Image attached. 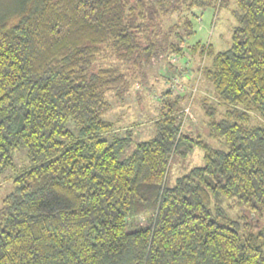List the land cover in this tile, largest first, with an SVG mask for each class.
Listing matches in <instances>:
<instances>
[{
    "label": "trees",
    "instance_id": "trees-1",
    "mask_svg": "<svg viewBox=\"0 0 264 264\" xmlns=\"http://www.w3.org/2000/svg\"><path fill=\"white\" fill-rule=\"evenodd\" d=\"M236 1L227 49L188 45L209 60L204 128L227 149L185 129L193 96L171 86L149 139L105 117L184 53L195 8L227 0H28L0 22V180L15 171L0 264H264V0ZM197 146L203 164L168 185L172 156Z\"/></svg>",
    "mask_w": 264,
    "mask_h": 264
},
{
    "label": "rangeland",
    "instance_id": "rangeland-1",
    "mask_svg": "<svg viewBox=\"0 0 264 264\" xmlns=\"http://www.w3.org/2000/svg\"><path fill=\"white\" fill-rule=\"evenodd\" d=\"M27 1L0 0V22H15ZM236 8V0H227V4L223 5L218 2L215 6L204 10L195 8L191 16L195 33L189 37L184 53L170 54L167 57L161 55L156 58L153 64L145 71L143 70V73H139L140 77L133 83L130 93L122 100L120 97L110 96L112 107L105 117L114 120L118 127H133L137 139H149L154 132L151 122L158 117L161 111L162 99L174 97V94L162 95V93L170 86L174 89L173 83L177 81L183 90L182 95L193 96L190 117L183 120L185 129H189L190 126V129L197 133L198 128H201L199 132L207 141H211L216 147L227 149L223 140H211L208 137L207 128H204L206 119L201 108L202 98L209 96L215 99L217 96L212 82H207L201 71L209 60L207 57L202 59L198 54L194 57L188 45L201 41L212 43L215 53L227 49L231 44L233 29L238 24L233 14ZM14 162L16 168L24 165L26 162L25 149L15 152ZM203 162L204 150L199 146L186 158L178 154L173 155L167 177L168 185H173L179 175L188 172L192 167L202 165ZM14 172L12 169L7 170L4 174L5 178L0 180V206L2 199L13 189L11 175ZM230 212L231 217L236 218L240 210L233 209Z\"/></svg>",
    "mask_w": 264,
    "mask_h": 264
},
{
    "label": "built area",
    "instance_id": "built-area-1",
    "mask_svg": "<svg viewBox=\"0 0 264 264\" xmlns=\"http://www.w3.org/2000/svg\"><path fill=\"white\" fill-rule=\"evenodd\" d=\"M174 60H176V59H174ZM177 80V79H176ZM174 91H176V92H179V91H181L182 90V88L181 87H179V83L177 82V81H175L174 83ZM185 114H186V116L188 115V114H190V106H188L186 109H185Z\"/></svg>",
    "mask_w": 264,
    "mask_h": 264
},
{
    "label": "crops",
    "instance_id": "crops-1",
    "mask_svg": "<svg viewBox=\"0 0 264 264\" xmlns=\"http://www.w3.org/2000/svg\"><path fill=\"white\" fill-rule=\"evenodd\" d=\"M185 88H186V86H185Z\"/></svg>",
    "mask_w": 264,
    "mask_h": 264
}]
</instances>
